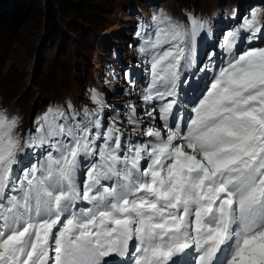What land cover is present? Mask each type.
Wrapping results in <instances>:
<instances>
[{
    "label": "snow or ice",
    "instance_id": "obj_1",
    "mask_svg": "<svg viewBox=\"0 0 264 264\" xmlns=\"http://www.w3.org/2000/svg\"><path fill=\"white\" fill-rule=\"evenodd\" d=\"M151 20L144 120L124 114L146 139L106 123L95 91L24 137L0 112V264H264V11L224 36L219 67H196L205 21Z\"/></svg>",
    "mask_w": 264,
    "mask_h": 264
},
{
    "label": "rangeland",
    "instance_id": "obj_2",
    "mask_svg": "<svg viewBox=\"0 0 264 264\" xmlns=\"http://www.w3.org/2000/svg\"><path fill=\"white\" fill-rule=\"evenodd\" d=\"M254 9L264 11V0H83L77 7L29 0L19 31L0 25V112L18 120L15 132L24 137L35 133L45 113L68 102L76 109L95 108V91L104 97L105 122L119 113V126L131 131L125 107L134 104L142 120L146 108L139 99L145 84L130 75L145 65L138 48L147 36L137 33L154 14L184 23L191 13L206 22L211 31L197 37L196 59L213 53L212 43L221 47Z\"/></svg>",
    "mask_w": 264,
    "mask_h": 264
},
{
    "label": "trees",
    "instance_id": "obj_3",
    "mask_svg": "<svg viewBox=\"0 0 264 264\" xmlns=\"http://www.w3.org/2000/svg\"><path fill=\"white\" fill-rule=\"evenodd\" d=\"M56 1L64 6L77 7L78 2L83 0ZM28 4L29 0H0V25L12 32L19 31L26 19Z\"/></svg>",
    "mask_w": 264,
    "mask_h": 264
},
{
    "label": "bare ground",
    "instance_id": "obj_4",
    "mask_svg": "<svg viewBox=\"0 0 264 264\" xmlns=\"http://www.w3.org/2000/svg\"><path fill=\"white\" fill-rule=\"evenodd\" d=\"M147 121H145V123H146ZM148 123V122H147Z\"/></svg>",
    "mask_w": 264,
    "mask_h": 264
}]
</instances>
